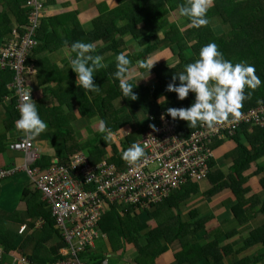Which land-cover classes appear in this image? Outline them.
Returning <instances> with one entry per match:
<instances>
[{"label":"crops","instance_id":"obj_1","mask_svg":"<svg viewBox=\"0 0 264 264\" xmlns=\"http://www.w3.org/2000/svg\"><path fill=\"white\" fill-rule=\"evenodd\" d=\"M25 1L26 0H0V40L12 33V30H17L24 23L23 11L25 8ZM43 1L46 4L45 8L47 10L44 19L53 17H59V19H61L75 13L79 24L85 32L83 35L79 36H74L72 34L66 41H63L59 45L58 38L56 37L53 41L50 36L52 25L46 22L43 23L44 20L42 21L41 26L45 29L47 28L48 33L45 37V46L47 47L42 49L41 46L43 45L41 41L36 46L33 60L36 68V75L32 77L29 83L36 107L44 111V113H42L43 118L41 119L46 122L47 129L35 139H31L34 149L40 154V157L49 158L51 164L53 162L66 164L73 155L78 153H83L84 156L88 158L89 162L94 164L95 162L89 157L88 151L90 148L99 147L103 143L107 145L105 155L101 157L98 162L104 161L117 166L115 162H111V158H114L112 148L115 147L118 150V155H121L122 152H120V148H122V144H125L124 138L131 132H136L138 128L133 124H129L125 129L113 132L114 139L106 142L103 138L105 133L99 130V123L102 120H100L98 116L86 117L83 115L89 107V109L93 111L94 108L88 106L86 103H84L83 107H80L78 100L85 97L88 101H91L96 96L95 92L90 94L80 87L79 91L73 89L78 86L76 85L77 75L71 69L70 64V59L76 56V53L71 49V45L76 41L96 44L95 51L91 54L102 56V63L105 65V67L94 72V81H96V84L97 79H99V81L103 80V75H101L103 71L106 73L108 72V77H111L112 81H114L113 77H115L114 74L117 70L116 56L121 52L126 53L127 57L132 59L133 57H137L135 61L131 59L133 66L130 65V68L133 69V74L129 81H132L134 85H136L137 82L142 83L136 86L147 87L149 91L155 88V79L151 71L139 67L138 62L152 60L154 67L159 64H164L168 68H173L172 66L178 65L179 62L177 56L178 47H148L144 56H140L143 48L137 47L135 43V47H128L127 41L121 40L117 29L121 28V22L125 24V21L120 17H116L112 20L114 29L110 31L108 35L86 41L89 32L96 28L95 21L108 12L110 8L114 7L115 1ZM170 17H173L172 21L169 20ZM161 19L165 20L166 23L164 25L165 27L161 28L159 32L163 33L166 31L163 33V36H165L163 38L166 39L178 37L179 40H181L184 32L190 27V24L185 18L179 14V10L170 11L167 7V12ZM208 20L212 26L211 30L216 36H222L229 32L239 21L237 16H234L228 24L223 26L222 19L219 17H217L214 22L213 18H208ZM53 25L56 27L58 24L54 22ZM172 26L175 27V30H173ZM58 29L61 30L60 28ZM114 33L119 36V39L112 38L107 46V44H105L107 38ZM155 39H157V35ZM183 41L184 42H181L182 45L185 44L186 40L183 38ZM113 42H115L114 45ZM137 49L142 50L138 51ZM193 55L194 53L192 50L187 47L184 52V57L188 59L193 57ZM10 81L11 79L8 74H5V72L0 73V99L5 96V98L3 97L5 105H0V171L12 168H18V171L12 176L3 179L0 183V215L2 218L0 221V236L1 238H6L9 242L10 239H13L10 234H16V238L13 242L14 247L12 249L16 257L24 256L30 261L32 258L42 253L39 258L51 260L53 257V248L59 246L57 250L59 255V250L64 244L60 238L58 239L56 229L54 230L55 233H49V231L46 230L42 218H37L33 225H30L31 218L28 213L29 206L27 202L36 190V184L25 172L20 170L24 163L23 155L12 152L9 149L11 143L24 135V132L18 130L15 126V122L18 120L17 116H19L15 110V105L13 104V107H9L8 110L5 107L11 102V100H7L6 98L10 94L6 88ZM57 85H61L62 88L74 87L70 90L68 89V94H62V91L54 92ZM80 94H82V97ZM144 101L146 103L152 101L150 93L144 96ZM164 102V100H160L158 104L164 107ZM113 106L116 111L123 110L121 99L115 100ZM51 112H54L53 115H50ZM122 113L125 112L122 111ZM136 117L138 123L142 127L148 124V122H153L150 121L152 117L149 115L147 116V114L141 111L136 113ZM64 133L70 134L71 138L68 139L69 142H66V139L61 137ZM144 133H146V131ZM144 133L140 134V136ZM140 136L136 143H139ZM74 144L79 147V151L74 154H68L67 150H70L68 147ZM239 147L241 148L240 151L251 149L248 139L245 136H243L238 144L230 140L215 149L211 161L212 163L214 162L212 173L220 170L224 174L229 175V173H231V167L234 165V153L239 151ZM211 149L213 151V145ZM121 161L122 167L119 168L117 166L120 170L127 164L123 159ZM242 177L245 179L243 189L247 188L245 200H249L256 196L261 201V204L249 201L246 205L242 204V209L238 208L236 212H233V207L237 205L238 199H236L231 188L226 187L214 196L207 197L204 194L212 184L210 183L211 181L209 182V180H206L200 184V191L203 195L200 194L199 199L196 201L190 200L189 202L183 203L184 206H179L175 211L181 215L182 221H187L188 223H194L200 218L210 216L205 228L195 235L194 238H191L195 240L190 245H204L209 243L212 241V238L205 236L207 233L214 234L215 232H222L224 234L217 236V242L220 252L224 256L223 264H264V240L257 241L252 238L253 231L264 226V208H262V203L264 202V186L262 185L264 179V157L252 162L248 169L243 172ZM36 196V202H31V208L36 209L38 203L43 208L39 192ZM195 210L198 211V217L196 219L191 218V220L187 219L186 216H188V212H193ZM137 215L140 224L136 229L130 232L129 239L131 243H125L122 250L113 249L103 233L100 238L105 241V244L101 245L99 242L96 245L95 242L93 243L90 253L96 257V261H98L99 258H103L102 264H136L137 250L134 248L133 243L139 242L141 245H144L145 233L154 226V221L148 218L147 212H141ZM22 227H24L23 231L19 232V229ZM184 238L188 240V237ZM184 238L183 240L176 238L172 241H166L164 237L158 238L155 241V247L158 253L153 259V264H178L175 259V254L181 252V250H187L189 247V245L188 247L184 245ZM60 244L62 246H60ZM183 245L185 246L184 248ZM45 248L48 253H45ZM0 249H2L1 243ZM30 262L36 264L32 261ZM0 264H17V261L11 257L8 259L1 256ZM196 264L206 263L204 261H199Z\"/></svg>","mask_w":264,"mask_h":264},{"label":"trees","instance_id":"obj_2","mask_svg":"<svg viewBox=\"0 0 264 264\" xmlns=\"http://www.w3.org/2000/svg\"><path fill=\"white\" fill-rule=\"evenodd\" d=\"M113 1H115L114 7L110 8L108 12L95 21L96 28L89 32V36L86 41L91 40L92 38L98 39L99 37L108 35L110 31H113L114 29L112 20L116 17H120L123 21H125V24H122L121 28L117 29L121 40H123V37L125 36H130L131 39L135 41L137 47L143 48L140 56H144L148 47H150V40L155 39L159 30L165 27L164 25L166 21L162 20L161 17L166 14L167 7L170 11L179 10V7L186 3V0ZM26 13L27 8H24L23 24L27 21ZM206 16L207 19L213 18V22L217 19V17L221 18L223 26L228 24L234 16H237L239 21L229 32L223 34L222 36L215 35V33L211 30L212 26L210 25V22L207 26L198 28L190 25V27L187 28L183 34V38L186 40L185 44H181V42H184L183 39L179 40V42H175L178 47V65L173 68H168L164 64H159L151 69V73L156 82L154 89L149 91L147 87H137L132 83V81H129L134 88L133 92L137 95L136 100H131L130 97H124L119 86V80L116 77H113L114 81H112L111 77H108V72L106 73L105 71L101 72L103 80L99 81V79H97V86L100 90L99 92H95L96 97L91 101H88L85 97L78 100L80 107H83L84 103H86L88 106H92L94 108L93 111L92 109H89V107L86 110V113H83L84 116H98L100 120L106 123V126L111 129L112 132L123 130L129 126V124H133L138 128L136 132H131L124 138L125 144H122L120 152L123 153L133 143H136L140 134L145 131L148 132L152 130V125L157 126V119L161 115H164L168 120H171L175 132L181 139L188 138L198 128L199 124L192 128L189 127L188 122L178 118L173 120L172 117L167 114V109L169 107H189L195 101V93L190 92L189 96L181 101L178 99L176 93L168 92L166 91V88L172 81L173 75L175 73L178 74L184 72L187 64L195 62L199 58L200 49L208 43L217 44L224 58L231 61L233 64L247 62L248 64L255 66L256 74L259 76L262 83L254 92H252L251 89L246 88V94L248 92H252V95L250 99L243 102V107L241 109L242 115L248 114L256 108L264 107V0H213V5L208 9ZM183 18H185V20L190 24V20L187 17ZM42 21L43 23L46 22L52 25L50 36L53 41L57 37L59 45L63 41H66L72 34L74 36H79L83 35L85 32L79 24L75 13L61 19H59V17L43 18L41 20V24ZM54 22H57L58 24L56 27L53 25ZM138 24L141 25L139 26ZM172 28L175 30L174 26H172ZM47 35V28L45 29L40 25L37 30L36 38L38 42H42V49L47 47L45 46V37ZM114 44L115 42H113V45ZM187 47H189L194 53L193 57L188 59L184 57V52ZM128 59L130 61H135L137 60V57H133V59L128 57ZM132 64L133 63L131 62V65ZM178 81L179 80L177 79V85ZM73 87L74 86L62 88L61 85H57L55 89L58 91L54 90V92L62 91V94H68V89L70 90ZM73 89L75 91L80 90L79 87H74ZM88 93L92 94V92ZM148 93L151 94L152 101L146 103L144 101V96ZM80 95L82 97V94ZM3 97L5 98V96ZM3 97L0 99V105H5ZM119 99H121L123 104L122 111L125 113L114 109L113 102ZM160 100L165 101L164 107L158 104V101ZM13 104L14 100H11L10 104L5 107L8 110L9 107H13ZM37 110L41 118H43L42 113H44V111L39 108H37ZM140 111L147 114V116L149 115L152 117L153 122H148V124L142 127L136 119V113ZM53 113L54 112H51L50 115H53ZM17 118L19 119L20 117L17 116ZM229 120H232L231 116ZM243 136L248 139L251 149H244L240 151L241 148L239 147V151L234 153V165L231 167V173H229V175L224 174L220 170L212 173L214 162H210L208 180L209 182L211 181L210 183L212 186L204 194L207 197H212L226 187L231 188L236 196V199H238L237 205L233 207V212H236L238 208L242 209V204L246 205L249 201L261 204V201L256 196L250 198L249 200H245L247 188L243 189L245 179L242 177V174L246 171V169H248L252 162L264 157V127H253L242 124L231 140L238 144ZM61 137L66 139V142H69L68 139L71 138L69 133H64ZM225 142V140H219L217 138L213 139V152ZM106 147L107 145L102 143L99 147L96 146L90 148L88 155L91 160L98 162V160L105 155ZM68 149H70L67 150L68 154H74L79 151V147L76 144L69 146ZM112 151L114 158H111V162H115L117 166L121 168L122 153L121 155H118V150L115 147L112 148ZM50 164L51 162L49 158L46 159L41 156L37 162L31 165V168L41 170L47 168ZM262 185L264 186V179L262 181ZM33 194L27 202L29 206L28 213L31 218L30 225H33L37 218H42V220H44L43 225L46 230H48L49 233H53L55 230L53 229V218L51 217L48 209L43 204L42 208L39 203L36 205V209L31 208V202H36V195L38 194V191L35 190ZM200 194L203 195L200 191V186L197 183L188 182L184 184L180 190L173 192L169 197L164 198L151 206V210L147 212V216L150 220L154 221V226L145 233V244L141 245L139 242H132L134 248L137 250V258L135 260L136 264L154 263L153 259L158 253L155 247V241L160 237H164L166 241H172L176 238L183 240L184 237H188V240H185L186 238H184V245L186 247L189 245L188 249L183 251L181 250V252L175 254V259L178 264H196L199 261H204L206 264H223L224 256L220 252L217 236L224 233H207L205 236L212 238L211 242L204 245H190L195 240L191 238H194L195 235L205 228L210 216L200 218L194 223H188L187 221H182L181 215L175 211L181 204L186 203L187 201L198 200ZM262 208H264V202L262 203ZM195 211L189 212V220H191V218L196 219L198 217V211ZM137 216V214L132 212V208L127 209L124 214L119 215L115 207L110 208V210L102 216L99 228L107 237V240L113 249L122 250L125 243H131L129 234L140 224ZM1 220L2 218L0 215V221ZM253 232L252 238L257 241L264 240V226L255 229ZM10 235L13 239H10L9 237V242L6 238H1L0 236L3 257L6 258H9L8 255L13 251V242L16 238L15 233ZM61 244L60 246H62ZM184 245L183 248L185 247ZM58 248L59 246L53 248V257L51 260L39 258L42 254L40 253L37 257L32 258L30 261L36 264L53 263L61 258V256L57 253ZM45 253H48L46 248ZM79 257H86L85 260L89 261V264H102L103 261V258H99V260L96 261V257L91 253H82Z\"/></svg>","mask_w":264,"mask_h":264},{"label":"built area","instance_id":"obj_3","mask_svg":"<svg viewBox=\"0 0 264 264\" xmlns=\"http://www.w3.org/2000/svg\"><path fill=\"white\" fill-rule=\"evenodd\" d=\"M26 8L28 20L22 32L0 46V72L8 69L13 73L7 86L12 94L8 100L15 99L18 112L23 102L22 91L31 92L28 78L35 72L26 61L36 44L40 18L46 13L43 0H27ZM157 122L155 129L139 138L141 145L148 140L146 158L135 165L126 164L121 170L104 161L92 164L83 153L73 155L66 164L53 162L45 169H32L31 165L40 159L32 140L24 135L9 145L10 151L24 156L20 170L36 184L40 201L50 212L54 229L64 244L59 250L61 258L49 264H89L86 257L79 256L90 253L95 240L102 237L99 223L110 208L149 210L187 181L201 182L207 178L213 139H232L242 124L263 128L264 107L241 115L238 121L229 120L211 129L200 126L188 139L179 138L171 120L164 115ZM17 171L18 168L1 170L0 182ZM10 257L17 264H32L24 256Z\"/></svg>","mask_w":264,"mask_h":264},{"label":"clouds","instance_id":"obj_4","mask_svg":"<svg viewBox=\"0 0 264 264\" xmlns=\"http://www.w3.org/2000/svg\"><path fill=\"white\" fill-rule=\"evenodd\" d=\"M212 5L213 0H186V3L179 7V14L183 17H187L190 20V25L193 27L198 28L207 26L209 20L207 19L206 14ZM26 14L28 15V13ZM44 16L45 14L40 18L39 26L41 25V20ZM25 24H22L17 30H12V33L0 40V46L14 34L21 33ZM35 39L36 44L32 48L26 61L27 64L29 63L33 65L35 72L28 78V83L31 81L32 77L36 75V68L33 61L35 48L39 43L36 35ZM95 48V43H84L81 41H76L71 45L72 51L76 53L75 58L70 59L71 69L77 75L76 85L84 89L86 92H99L100 89L94 81V72L105 67L102 63V56L91 54L95 51ZM137 50L140 51L142 49ZM116 62L117 70L114 75L119 80V86L123 96L127 98L130 97L131 100H136L137 95L133 92L134 88L129 83L133 74V69L130 68L131 61L128 59L126 53L121 52L116 56ZM138 66L151 71L154 67V63L152 60H148L147 62L139 61ZM172 67H175V65ZM4 72L9 75L10 79H12V71L5 69L0 73ZM177 79L179 80V85L176 83ZM261 83L262 81L256 74L254 65L248 64L247 62L233 64L231 61L224 58L217 44L208 43L200 49L199 58L195 62L187 64L184 72L178 74L175 73L173 75L172 81L166 88V91L176 93L178 99L181 101L186 99L190 92L195 93V101L189 107H169L167 109V114L170 115L173 120L178 118L188 122L189 127L192 128L196 127L199 123L198 128L192 134L200 130V126H207L211 129L215 127L216 124L229 121L230 116L233 121H238L242 115L241 109L243 107V102L251 98L252 92H254ZM28 85L31 90L30 83ZM246 88L251 89L252 92L246 94ZM8 92L10 94L6 97L7 100L12 97L11 92ZM22 96L23 102L18 106L19 112L15 109L18 115L20 113V118L15 122V126L18 130L24 132V135H26L29 140L35 139L47 129V124L39 115L36 103L32 97V91H22ZM29 97H31V99H29ZM11 100H14L15 102V99L12 98ZM15 104L16 103H14V105ZM151 127L155 129V125H152ZM99 130L100 132L105 133L103 138L106 142L114 139V133L106 126L104 121H100ZM147 147L148 140L145 141L143 145L133 143L122 153V159L129 165H135L140 162L142 158H146L147 154L145 150ZM206 180H208V176L201 182L187 181L186 183L193 182L200 186V184ZM184 184L178 189H173L167 197L173 192L180 190ZM180 206L184 205L181 204ZM116 210L118 214L121 215L124 214L127 209L125 211H119L118 208H116ZM150 210L151 209L138 212L132 210V212L134 214H139L141 212H149ZM23 229L21 231H23ZM0 250L1 256H3V250ZM10 255H15V253L10 252L8 259H10Z\"/></svg>","mask_w":264,"mask_h":264},{"label":"rangeland","instance_id":"obj_5","mask_svg":"<svg viewBox=\"0 0 264 264\" xmlns=\"http://www.w3.org/2000/svg\"><path fill=\"white\" fill-rule=\"evenodd\" d=\"M173 17H170V21H172L173 19H172ZM121 24H123L122 22H121ZM140 26V25H139ZM166 31H164L163 33H165ZM163 33H161V32H159L158 34H157V39H155V40H153V39H151L150 40V47H176L177 48V45H176V43L175 42H179V38L178 37H175V38H172V39H166V38H163V37H165V36H163ZM112 38H115V39H119V36L116 34V33H114V34H112L109 38H107V40H106V42H105V44H107V46L109 45V42H110V40H112ZM183 38H181V40H182ZM123 40L127 43V45H128V47H135L134 46V43H135V41L133 40V39H131V37L130 36H125L124 38H123ZM111 44V43H110ZM136 44V43H135ZM142 83H139V82H137L136 83V85H141ZM146 101V100H145ZM116 107H118V106H116ZM122 107V106H121ZM123 115V114H122ZM186 218L188 219L189 217L188 216H186ZM102 238H98L97 240H95V244L97 245L99 242L101 243V245H103V244H105V241L103 240Z\"/></svg>","mask_w":264,"mask_h":264}]
</instances>
